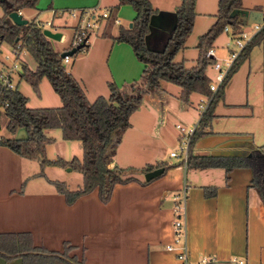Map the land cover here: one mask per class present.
<instances>
[{
    "label": "crops",
    "instance_id": "crops-1",
    "mask_svg": "<svg viewBox=\"0 0 264 264\" xmlns=\"http://www.w3.org/2000/svg\"><path fill=\"white\" fill-rule=\"evenodd\" d=\"M117 1L103 7H115L119 3ZM180 3L181 0H166L155 8V14L164 13L156 19L157 24L148 37L153 47L162 48L168 40L169 31L163 28L173 25L174 12ZM87 4L99 7L100 0H39L36 8L23 9L21 13L29 20L26 10H33V19L42 22L37 14L47 5L51 6L55 18L63 14L57 13V9L83 8ZM121 5L115 17L117 12H123ZM261 9L262 6L253 8ZM4 14L5 10L0 5V16ZM135 15L130 17L129 24ZM54 18L51 29L63 32L66 40L68 34L65 29L73 33L75 20L73 23L65 19L55 22ZM114 24L123 25L120 18ZM105 25L106 22L98 31L94 44L89 43L84 59L92 56L97 61L94 68L103 76L106 85L110 80L123 85L140 78L144 65L135 56L132 46L113 39L118 33H113V26L110 34L104 35ZM176 60H184V57ZM79 66L75 61L70 71L81 82L83 77ZM83 86L91 100L89 89ZM180 92L181 88L171 91L162 82L159 91L145 94L136 111L146 109L143 114H147L148 120L152 113H156L157 124L151 125L145 120L139 126L131 121L122 138L130 140L127 152L123 157L117 151L110 163L111 167L134 168L143 177L130 173L136 179L117 183L107 202H103L98 189H94L69 203L51 180L65 181L70 189H76L83 178L72 183L64 177H50L47 168L53 165L45 167L44 176L38 175L39 160L23 157L0 144V233L28 232L35 246L53 252H63L69 246V253L83 259L85 264H179L177 251L167 249L166 245L174 242V196L185 188L186 243L192 260L214 256L223 262L240 259L244 264H264V202L251 183L253 172L250 167H235L226 172L223 167L189 168L176 159L166 162L171 166L162 174L148 183L142 182L146 180L145 173L141 171L143 167L163 162L143 138L152 136V129L158 132L159 126L164 127L171 115L183 109L186 102L180 99ZM147 102L154 108H146ZM223 103L226 106L220 112L215 108V116L245 121V124L223 130L210 127L211 132L197 141L193 153L212 154L218 150L251 152L262 145L263 141L258 143L249 127L256 115L253 105L226 100ZM262 111L264 131V103ZM255 123L258 124V117ZM46 133L54 139L52 142L70 141L63 139L60 130L47 129ZM158 134L161 138L167 137L165 132ZM233 142L237 144L229 145ZM58 152L57 156L69 160L67 153ZM205 186H215V194L207 196ZM0 264H23V258L6 259L0 255Z\"/></svg>",
    "mask_w": 264,
    "mask_h": 264
},
{
    "label": "trees",
    "instance_id": "trees-1",
    "mask_svg": "<svg viewBox=\"0 0 264 264\" xmlns=\"http://www.w3.org/2000/svg\"><path fill=\"white\" fill-rule=\"evenodd\" d=\"M6 2H10L11 7H8ZM38 2L39 0H0V5L5 10V14L0 16V44L7 43L10 47L20 44L36 62L35 68H31L25 60L21 61L20 80L27 81L39 93L42 79L48 78L53 90L59 95L61 104L31 107L28 105L29 97L19 89V82L10 88L3 86L0 81V130L5 126L8 132L0 134V144L10 147L23 157L39 160L38 175L44 176V169L48 165L70 166L79 171L83 181L76 189H70L65 181L51 180L56 188L65 194L69 203L94 189H98L101 200L107 202L117 183L136 179L135 176L127 174L134 171V168L110 166L116 154V145L131 126V114L139 108L146 93L161 89L162 82L178 85L181 88L179 97L186 103L193 92L205 96L212 94L209 87L211 77L207 68L214 62V57L207 56L206 52L208 48L213 47L215 39L226 25H230L233 32H237L246 24L234 13L243 8V0H218L215 20L208 30L199 36L196 45L198 56L195 64L190 67L184 60H176V55L185 48L186 39L193 29L197 14L196 0H181L175 10L176 27L162 48L153 47L148 41L151 16L157 11L151 0H119L106 18L104 35L110 34L119 5L132 4L136 10L132 25H119L118 33L113 39L129 43L144 67L140 78L129 83L119 85L114 80L108 81L109 94L98 95L93 101L88 98L84 86L67 68L64 57L61 56V53L70 47L64 48L63 51L57 49L54 40L44 34L41 21L29 19L26 24L18 25L9 17L10 11L21 12L23 9L36 8ZM263 39L264 28L243 49L225 82L213 94L192 136L187 167H223L226 172L235 167H250L253 172L251 183L258 189L264 202V141L259 148L244 156L193 153L197 141L211 132L210 124L215 116L216 105L224 98L230 78L249 56L253 46ZM88 46L87 43L85 48ZM20 128L26 129L27 138L16 137ZM47 129H59L63 139L79 141L82 148L81 157L73 156L69 160L61 156L49 158L46 147L54 139L47 135ZM178 163L183 164V161L179 160ZM159 166H164L166 170L171 165L164 162L148 164L141 171L145 173ZM151 180L142 182L148 183ZM204 189L207 196L216 192L215 186H205ZM69 251V246H66L63 252L37 247L28 232L0 233V255L6 259L21 256L23 264H85L83 259L70 254Z\"/></svg>",
    "mask_w": 264,
    "mask_h": 264
},
{
    "label": "rangeland",
    "instance_id": "rangeland-1",
    "mask_svg": "<svg viewBox=\"0 0 264 264\" xmlns=\"http://www.w3.org/2000/svg\"><path fill=\"white\" fill-rule=\"evenodd\" d=\"M153 7L156 8L157 6L163 5V2L166 0H151ZM117 0H100L98 12H101L104 10L105 7L108 6L111 3H117ZM88 6H85L83 8H90L95 6V4H87ZM121 6H123V12H117V18L122 21V24L124 26H127L129 22L131 21L130 17L132 15H135L136 10L130 3H124ZM255 6H262L264 10V0H243V8L238 10V13L240 17L243 20H247V17L251 12L253 11V8ZM83 8H67L64 11H60V9H57V13H63L61 16L56 15L54 18L53 11L51 9V6H46L43 10L39 11L37 14L38 19L42 20L43 23L46 24L47 21H51L53 18L55 22L63 21L64 19L69 22L73 23L74 19L68 11L71 9H83ZM218 8V0H196V17L193 29L191 33L188 35L186 39V47L181 50L177 55L176 59H181L184 57L185 64L190 67L195 64L196 58L198 56V48L197 43L199 40V36L206 32L208 28L212 25V23L215 20L214 14L217 12ZM60 11V12H59ZM31 12L33 10L27 11L26 15L31 20L33 19L34 15H31ZM126 13V14H125ZM93 19V18H92ZM133 19V18H132ZM106 22V18L99 17L98 20V26L94 27L91 35L88 40V44L91 42L92 45L94 44V41L96 40L98 31H101L103 29V26ZM119 24L113 25V33L118 32ZM52 28V26H50ZM246 27V26H244ZM65 32L68 34V38L65 41H57L54 40V45L57 49L60 51H63L64 48H71L70 41L72 37V30L65 29ZM230 39L228 34L223 31L218 35V37L215 39L213 47L216 49V55L219 59L224 58L227 53V49L225 48L227 41ZM101 40V39H98ZM100 42V41H98ZM100 47H103L101 43H99ZM89 47V46H88ZM86 47L84 50L79 49L75 54L71 55L70 62L66 63V66L69 70L72 69L73 63L76 61V64L80 67V73L83 77V80L81 81V84L87 86V88L90 91L91 94V100L95 99L97 95H105L107 96L109 94L108 86L106 85L104 78L102 75H99L97 72V69L94 68L95 61L93 57L91 56L89 59H84L87 53ZM12 50L9 44L2 43L0 44V69L4 68V64L2 60L4 61V56L9 53ZM98 50V49H97ZM96 53V50H95ZM93 54V56L95 55ZM22 59L25 60L31 68H35L36 62L32 58V56L27 52H22ZM11 63V61H8ZM207 73L210 77H214L215 71L211 65L207 68ZM14 79L15 82H19V89L29 97L28 105L31 107H41V106H58L61 104V100L59 95L53 90L48 78L44 77L42 79V82L40 84V92L37 93L33 87L24 79L20 80L19 72L15 71L14 73ZM129 83V82H127ZM167 84V87L170 88L171 91H177L180 90V87L176 84L165 82ZM204 95L198 94L196 92H193L190 95L189 102L184 104L183 103V109H179L178 107V113L175 115H171L168 120L166 121V125L164 127L159 126L158 132L157 129H152V136L144 137L143 140L146 142V144L153 148V153L159 154L163 162L166 163L167 161H175V157L170 156V152L172 150L178 151L180 148V130L176 127V124H180L184 126L185 128H190L194 124H196L200 119V113L201 110L198 107V102L200 99H203ZM92 100V101H93ZM176 100V99H173ZM223 100L226 101H232L236 103H246L249 102L253 105L255 109V119L258 117V124L255 123V119H253L252 123H250L249 127L254 131L255 133V139L258 143H262L264 141V131H263V124H262V104L264 103V39L259 42L258 44L254 45L253 48L250 51L249 56L240 64L237 71L232 75L229 82L226 85L225 88V96L223 99H220L216 105V108H218V112L224 108ZM177 101H174L176 103ZM143 103V102H142ZM141 103V104H142ZM178 105L180 103H177ZM146 108H154L150 103H145ZM175 105V104H174ZM180 106V105H179ZM140 107V106H139ZM151 109V110H152ZM142 111L136 113H132L130 116V122H134L137 125L140 126V123L144 122L145 120L148 121L151 125L157 124V114L152 113L149 117L147 114H143V112L146 109H141ZM245 121H236V120H228L224 119V117H218L214 116L210 126L214 127V129L223 130L227 127H236L240 125H244ZM226 127V128H225ZM54 131H59V129H54ZM165 132L167 137H160L159 132ZM134 132V131H133ZM0 133L8 134L5 126L0 130ZM123 138V135H122ZM129 138L127 139H121V144L119 146L116 145V153L119 151L121 156H125L127 152V147L129 143ZM63 142H65L64 145ZM63 145V146H62ZM146 145V146H147ZM130 146V144H129ZM47 156L49 158L57 157L58 151H64V153H67L68 158L71 159L74 155H77L78 157H81L82 150L81 145L79 141H54L47 145ZM134 173L136 175L142 176L143 174L139 171H131V174ZM130 174V173H127ZM47 175L50 177H64L69 179L72 183H75V181H81L82 174L72 169L70 166L67 167H61V166H51L47 168Z\"/></svg>",
    "mask_w": 264,
    "mask_h": 264
},
{
    "label": "built area",
    "instance_id": "built-area-1",
    "mask_svg": "<svg viewBox=\"0 0 264 264\" xmlns=\"http://www.w3.org/2000/svg\"><path fill=\"white\" fill-rule=\"evenodd\" d=\"M98 6H93L90 8H83L80 10L71 9L68 11L70 15L76 19L73 26V33L70 41L71 48L77 47L84 43L81 49H85V45L88 43L89 37L94 27H97L99 17L107 18L111 13V8L105 7L104 10L98 12ZM262 12V21H254L250 24H244L243 27L237 31L233 32L230 25L224 27V31L228 34L230 39L227 41L225 48L227 49L226 56L219 59L216 55V49L214 47L208 48L206 55L214 57V62L211 64L215 71L214 77H211L210 90L212 94L210 96H205L198 102V107L201 110L200 117L202 113L207 109L210 101L212 100L213 94L219 89V87L225 82L227 76L232 70L233 66L240 57L243 49L254 39V37L264 28V10ZM93 18V19H92ZM119 19L115 17V22ZM44 28H51L52 21H47L46 24L43 23ZM246 26V27H244ZM66 36L64 35V40ZM12 50L4 56V68L0 69V81L3 86H8L13 88L16 85L14 79L15 71L20 70L22 59V49L20 44L15 47H11ZM70 48V49H71ZM71 60V55H66L64 57V63H68ZM8 61H11L8 62ZM194 124L190 128H185L184 126L177 124L176 127L180 130V148L178 151L172 150L170 156L175 157L177 160H182L183 164L187 165V157L190 149V143L194 131L197 127ZM1 139V135H0ZM175 204H174V242L166 245L169 250L177 251V258L179 264H244L240 259H233L227 262L220 261L214 256H205L200 260H192L189 257L187 243H186V199L187 190L184 188L182 192L175 194Z\"/></svg>",
    "mask_w": 264,
    "mask_h": 264
},
{
    "label": "water",
    "instance_id": "water-1",
    "mask_svg": "<svg viewBox=\"0 0 264 264\" xmlns=\"http://www.w3.org/2000/svg\"><path fill=\"white\" fill-rule=\"evenodd\" d=\"M6 4L8 7H11L10 2H6ZM162 13H164V12H160V14H162ZM234 13L239 15L238 10H236ZM160 14H153L151 16V20H150L151 31L153 30V27L157 24L156 19L158 17H160ZM9 17L12 19V21L14 23H16L18 25H23V24H26L28 22V19L26 17H24L20 11H10ZM254 21H258V22L262 21V12L260 10H253L251 12V14L248 15L247 20L246 21L243 20V22L246 24H250ZM176 23H177V14H176V12H174V23H173V25L170 27H167V28L166 27L163 28V29H167L169 31V37L171 36L173 29L176 27ZM129 25L131 26L132 22ZM151 31H150V33H151ZM43 32L46 36H48L49 38H51L53 40H57V41H63L64 40V34H63V32H61L59 30H52L51 28H44ZM150 33H149V35H150ZM149 35H148V37H149ZM83 46H84V43L80 44L77 47H73L69 50H65L61 53V56L65 57L66 55H73L75 52H77ZM27 136L28 135H27L25 128H20L16 134L17 138H27ZM235 144H237V142H233L232 144H229V145H235ZM250 153L251 152H245L243 150H238V151H235V150H218V152H212L213 155H221V156H229V155L244 156V155H249ZM164 170H165L164 166H159V167H156L152 170H149V171L145 172V174H144L145 179L151 180V179L159 176L160 174H162L164 172Z\"/></svg>",
    "mask_w": 264,
    "mask_h": 264
}]
</instances>
